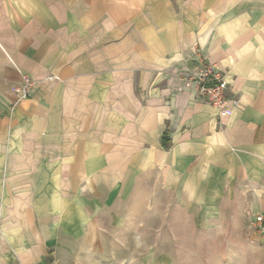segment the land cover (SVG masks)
I'll return each mask as SVG.
<instances>
[{
    "label": "crops",
    "instance_id": "0c3cea01",
    "mask_svg": "<svg viewBox=\"0 0 264 264\" xmlns=\"http://www.w3.org/2000/svg\"><path fill=\"white\" fill-rule=\"evenodd\" d=\"M208 174L264 210V0H0V264H95L114 207Z\"/></svg>",
    "mask_w": 264,
    "mask_h": 264
},
{
    "label": "rangeland",
    "instance_id": "374dc122",
    "mask_svg": "<svg viewBox=\"0 0 264 264\" xmlns=\"http://www.w3.org/2000/svg\"><path fill=\"white\" fill-rule=\"evenodd\" d=\"M212 178L174 191L145 185L114 207L95 264H264V235L252 228L247 201Z\"/></svg>",
    "mask_w": 264,
    "mask_h": 264
},
{
    "label": "built area",
    "instance_id": "2783aa9c",
    "mask_svg": "<svg viewBox=\"0 0 264 264\" xmlns=\"http://www.w3.org/2000/svg\"><path fill=\"white\" fill-rule=\"evenodd\" d=\"M189 79L197 89L198 97L206 99L218 108L220 113L229 109L230 99L227 95L229 81L227 73L213 64L203 61L200 66L189 72ZM39 85V81L29 74H23L22 80L15 87L18 100L30 98ZM255 232L264 235V210L251 218Z\"/></svg>",
    "mask_w": 264,
    "mask_h": 264
},
{
    "label": "trees",
    "instance_id": "16d2710c",
    "mask_svg": "<svg viewBox=\"0 0 264 264\" xmlns=\"http://www.w3.org/2000/svg\"><path fill=\"white\" fill-rule=\"evenodd\" d=\"M163 144L165 145V147H167L168 146V144H169V140H168V138H163Z\"/></svg>",
    "mask_w": 264,
    "mask_h": 264
}]
</instances>
